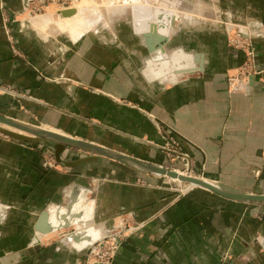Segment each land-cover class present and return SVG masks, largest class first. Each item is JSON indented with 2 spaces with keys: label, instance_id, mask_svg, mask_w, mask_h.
<instances>
[{
  "label": "crops",
  "instance_id": "1",
  "mask_svg": "<svg viewBox=\"0 0 264 264\" xmlns=\"http://www.w3.org/2000/svg\"><path fill=\"white\" fill-rule=\"evenodd\" d=\"M31 1L0 0L2 115L164 167L174 140L196 175L264 196V80L228 90L244 56L225 31L249 36L264 69V0H215V20L171 24L160 55V30L144 19L138 32L125 21L73 41L41 37L24 15ZM43 153L0 136V264H84L125 214L144 225L112 264H264V203L201 188L176 199L165 176L104 158L50 170Z\"/></svg>",
  "mask_w": 264,
  "mask_h": 264
},
{
  "label": "rangeland",
  "instance_id": "2",
  "mask_svg": "<svg viewBox=\"0 0 264 264\" xmlns=\"http://www.w3.org/2000/svg\"><path fill=\"white\" fill-rule=\"evenodd\" d=\"M210 1L206 2L204 0H144V2H141L139 4H143V5L151 4L150 5L151 7H157V8H161L162 10L172 11L175 18H174V20H172L171 23L168 21V23H170V24L168 25V27L165 28V30L163 32H161V29L155 20H152L149 23V26L152 24L156 25L158 27L157 30L159 29L160 33L165 34L167 31V33L170 34V25L171 24L175 25V27H172V28H173V31H176V29H178V27L180 25H184V24H187L189 22H191L192 25H198L201 23L203 24L204 21L212 22L213 20H215V17L213 16L214 8H215V6H214L215 0H210ZM212 1H213V3H212ZM93 3L95 5L101 6V7H99V11L102 12V15L99 14V12H97L98 8H96V10H95V8H94L95 5ZM83 4H85V5L83 6ZM113 5L114 4H112L111 7L109 8L110 11L107 12L106 10L108 9V7H106V6L104 7L103 0H84V1L83 0H32L29 3L26 10L24 11V15L27 17L29 22L32 24V26H31L32 29H34L36 31V33H38L41 37H44V38H46V37L47 38L60 37V38L68 39V40L76 39V38L72 37V35L68 34L67 31L65 32L64 30H62L60 28V24L62 23L63 20H65L64 19L65 17H60V13H62L63 11H69V10L74 11L75 10V9H73L74 7L79 9L81 6H83L87 9V10L85 9V14H88V16L95 18L94 21L96 22L95 23L96 25L94 27H90V29L87 30L86 32H81L79 36H81L83 34L86 35L87 33L94 31L96 29L100 30V28H102V27H111L112 25H116L119 22H125V21L133 24L135 27L136 21L134 20L135 18L132 15L131 6L130 7L126 6L127 8H121L120 9L118 7L119 5H114V6ZM75 12L76 11H74V13ZM97 13H98V16H97ZM47 15L53 16L52 17L53 19L51 22H45V20L48 18ZM32 18L38 22L33 23L32 21H30V19H32ZM228 24L233 25L235 27H238L237 25L232 24V23H227L226 25H228ZM226 25H225V31H227ZM226 36H227V32H226ZM169 37H170V35H169ZM243 38H245V37H243ZM227 41H228V45L230 47H232V48L238 47V49L237 48H234V49L241 51V53H243V56H244L243 64L235 71V73H236L239 69L246 68L249 61L245 60L246 58H245V54H244V51H245L244 50V44L233 46L230 43L228 36H227ZM251 44L255 50V59H256V48L252 42V39H251ZM163 51H166V50L163 49ZM157 52H158V55H160L159 50ZM168 56L169 55L165 54L164 58H158V60H156V61L160 62L161 64H164V63H166L165 59ZM254 65L256 66V61H255ZM255 68L258 71L264 70V69H258L257 67H255ZM234 74L227 76V87H228V90L230 92H234V91H232V89L230 88L229 78ZM261 78L264 80L263 76ZM0 115H2V114L0 113ZM20 122H22V121H20ZM23 123H25V122H23ZM0 136L5 137L1 134H0ZM39 146L44 151L43 154H44L46 162L51 164V166L49 167L50 170L67 169L63 165H60L56 162L55 150L51 145H49L50 147L44 146V145H39ZM90 155L91 154L86 153V152L79 150V149H76V148H68L67 152L65 153L64 158L67 161H71V160H77L80 158H84V157H87ZM167 157H168V155H167ZM168 160L170 163L168 166L165 167L166 169L168 168V170H172V171L173 170H179L184 175H187L185 166L181 165L177 161H172L169 157H168ZM191 169L193 170V173L191 174L190 177L202 178L199 175H196V170H195L194 165H192ZM164 179L167 183L165 185L168 186V187H165V186L164 187L165 188H171L173 190L172 198L174 197V198L178 199L180 197L187 195L192 189L197 188V187H192L191 185H189L187 183H181V182L173 181L172 179H170L168 177H165ZM134 182L137 185H145V184L148 185L149 184V183H147L146 180H142V179H138ZM6 211H9V210H6ZM5 217L6 216L1 214L0 223H2L4 221ZM143 225H144L143 223H136L135 221H133L131 214H125V215L119 217L117 219V222H115L113 224V227L110 229V232L106 236L105 240L103 239L105 242V245H106L104 248V251H103L104 256L105 257H112L113 240L115 238L117 240L119 239L120 242L122 243L131 234H134L137 231H139L143 227ZM59 229H56V230H59ZM56 230L51 231V232H55ZM64 234L68 236L71 233H67V234L64 233ZM38 235L41 238L46 237L45 235H42V234H38ZM57 237H58L57 234L54 233V234L49 236L48 240H45L41 243L38 242L39 244H36L34 246L47 247ZM256 238H261V236L260 237L257 236ZM119 246H121V244H119ZM118 251H119V249L113 255L114 258L117 255ZM100 256H103V255H100ZM88 257H89V255L87 252V255H86L85 260H84V264H87Z\"/></svg>",
  "mask_w": 264,
  "mask_h": 264
},
{
  "label": "water",
  "instance_id": "3",
  "mask_svg": "<svg viewBox=\"0 0 264 264\" xmlns=\"http://www.w3.org/2000/svg\"><path fill=\"white\" fill-rule=\"evenodd\" d=\"M73 14L74 11L69 10L63 11L60 13V16L68 17L72 16ZM145 38L148 44H151V35L147 34L145 35ZM157 41L160 43L161 46L159 49H161L162 45L166 44L168 40L167 37H158ZM11 129L17 130L19 132L13 131ZM0 134L7 138L27 144L44 145L48 147L51 145L55 150L56 162L60 165H63L67 169H76L84 165L99 163L103 158L110 159L146 174L167 176L168 178L179 179L181 183H187L197 188L206 189L228 200L248 203H264L263 195L226 191L199 178L178 175L176 172L168 170L163 166L141 161L113 150L95 145L93 143L74 139L72 137L53 133L46 129L31 126L3 115H0ZM68 148H76L91 155L77 160L67 161L65 160L64 156Z\"/></svg>",
  "mask_w": 264,
  "mask_h": 264
},
{
  "label": "built area",
  "instance_id": "4",
  "mask_svg": "<svg viewBox=\"0 0 264 264\" xmlns=\"http://www.w3.org/2000/svg\"><path fill=\"white\" fill-rule=\"evenodd\" d=\"M226 32L228 39L230 43L233 46L237 45H243L244 44V54H245V60L249 61L246 68L239 69L234 75H232L229 78V85L232 91H235L238 85L242 83H246L249 79L255 77V76H263L264 77V70L258 71L255 67V50L251 44V38L249 36H245L242 34V30L239 27H235L233 25H226ZM245 37V38H243ZM237 48L238 47H234ZM162 149L167 152L168 157L172 161H177L181 165L186 167V174L187 176H191L193 173V170L191 169L193 162L191 158L185 154L179 151V143L171 140L167 143H165L162 146ZM50 167L51 164L47 163ZM105 240V239H104ZM104 240L99 241L96 243L93 247H91L88 251V262L87 264H112L113 263V255L117 252L119 249V244H121L120 240L114 239L113 240V253L112 257H105L104 256V248H105V242ZM103 255V256H100Z\"/></svg>",
  "mask_w": 264,
  "mask_h": 264
},
{
  "label": "bare ground",
  "instance_id": "5",
  "mask_svg": "<svg viewBox=\"0 0 264 264\" xmlns=\"http://www.w3.org/2000/svg\"><path fill=\"white\" fill-rule=\"evenodd\" d=\"M141 2H144V0H103V5H104V7L105 6L108 7V9L106 10L107 12L110 11L109 8L111 7L112 4L119 5L118 7L120 9L121 8H127V7H130L131 6V8H132V15L135 18L134 20L136 21L135 22V29L137 30V32H138L139 29L136 28V25H137L138 22H140L141 19L142 20L143 19L146 20V22L148 24L152 20H155L157 22L158 26L160 27L161 32H163L165 30V28L168 27L169 23L167 21H169L171 23L172 20H174L175 17L173 15L172 11L162 10L161 8L151 7L150 5L139 4ZM84 5L85 4H83V6ZM83 6H81L79 9H77L76 7H74L73 9H75L74 11H76V12L72 16L65 17L64 18L65 20H63L62 23L60 24V28L62 30H64L65 32L67 31L68 34L72 35V37H74V38H77L80 35L81 32H86L87 30L90 29V27H94L96 25L95 24L96 22L94 21L95 18H93L91 16H88V14H85V9L86 8L83 7ZM99 7H101V6H98V5H95L94 6L95 10H96V8H98L97 9L98 10L97 12H99V14L102 15V12L99 11ZM97 16H98V13H97ZM47 17L48 18L45 20V22H51L52 19H53L52 18L53 16L47 15ZM32 22L33 23H36L38 21H35L34 19H32ZM157 35L159 37H169L170 34L167 33V31H166L165 34H162V33L158 32ZM158 50H160V49H158ZM11 130H13V129H11ZM13 131H17V130H13ZM48 131H50V130H48ZM17 132H19V131H17ZM51 132L56 133L54 131H51ZM57 134H59V133H57ZM60 135H64V134H60ZM64 136H67V135H64ZM67 137H70V136H67ZM176 173L178 175L187 176V175H184L183 173H181V171H180V173L179 172H176ZM165 177H167V176H165ZM170 179H172V178H170ZM199 179L204 180L206 182H209V181H207V180H205L203 178H199ZM173 180L180 181L179 179H173ZM209 183H211V182H209ZM211 184H213V183H211ZM213 185H215V184H213ZM191 186L192 187H195L193 185H191ZM215 186H217V185H215ZM201 189H203V188H201ZM59 228H57V229H59Z\"/></svg>",
  "mask_w": 264,
  "mask_h": 264
}]
</instances>
